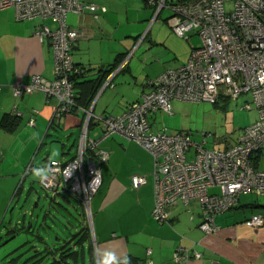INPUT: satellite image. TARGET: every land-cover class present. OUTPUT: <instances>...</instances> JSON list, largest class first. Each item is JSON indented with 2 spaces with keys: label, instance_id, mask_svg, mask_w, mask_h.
<instances>
[{
  "label": "crops",
  "instance_id": "0c3cea01",
  "mask_svg": "<svg viewBox=\"0 0 264 264\" xmlns=\"http://www.w3.org/2000/svg\"><path fill=\"white\" fill-rule=\"evenodd\" d=\"M91 1L106 7L98 22L89 12L70 13L66 18L70 27L82 31L72 49L73 62L80 69L74 78L76 102L80 107L92 106L97 117L118 116L148 91L149 81L168 68L184 64L196 47L183 50L171 43L175 37L167 17L161 18V11L154 18V8L144 0ZM42 25L55 27L50 19L18 21L13 7L0 8V264H95L94 249H114L118 255H127L131 264H176L175 249L193 243L202 258L181 264H264V225L247 224L254 215L264 217V196L240 194L235 208L215 218L217 233L205 234L199 229L202 214L196 198L186 205L178 202L169 210L168 221L158 223L152 216L154 158L119 134L98 144L99 150L108 153V159L101 166V184L91 199V224L86 226L77 199L69 194L55 198L49 195L52 203L63 205L67 213L80 211L81 228L57 247L46 243L47 226V236L43 237L42 231H35L39 220L36 211L25 208L29 194H25L28 190L24 182L28 179L29 184L38 185L28 169L46 165L54 149L59 151L60 161L74 157L84 117L81 111H75L52 121L55 102L48 101L42 92L12 96V85L28 84L33 75L53 78L50 43L48 39L40 42L35 35ZM193 35L189 33L186 40ZM157 49L167 52L168 57L157 56ZM151 54L152 59H147ZM95 80L100 85L92 91L90 83ZM107 80L109 84L104 86ZM32 115L34 124L29 125ZM91 125L88 136L100 139L99 125L94 121ZM46 137L55 141L44 148ZM42 152L46 153L41 161L31 164ZM257 155L258 165H264V149L254 157ZM135 174L146 178L137 189L130 181ZM208 192L217 193L219 188L210 187ZM12 204L15 211L2 225ZM43 252L47 258L38 259Z\"/></svg>",
  "mask_w": 264,
  "mask_h": 264
},
{
  "label": "built area",
  "instance_id": "2783aa9c",
  "mask_svg": "<svg viewBox=\"0 0 264 264\" xmlns=\"http://www.w3.org/2000/svg\"><path fill=\"white\" fill-rule=\"evenodd\" d=\"M144 1L154 8V18L167 9L173 33L184 39L193 33L200 38V46L191 50L184 64L168 68L149 81L148 91L122 114L97 117L92 106L84 108L76 103L73 78L80 70L73 62L72 49L82 31L70 27L66 18L70 13L89 12L98 22L106 7L91 0H0L1 9H15L18 21L50 19L55 25L35 30L40 42L48 39L52 48L53 78L33 75L28 84L12 85V96L42 92L48 101L55 102L52 121L75 111H81L84 117L74 157L65 162L57 160L58 171L49 181L37 182L53 198L69 194L77 199L91 224V199L101 184V166L108 159V153L99 150L98 144L119 134L154 158L153 218L158 223L167 222L173 206L178 202L186 205L196 198L202 214L199 229L205 234L217 233L215 218L235 208L240 194L264 196V169L253 164L254 154L264 149V0ZM108 84L107 80L104 86ZM245 94H250L257 118L242 129L232 146L223 150L207 149L186 133L155 130L147 120L156 113L171 115L172 102L176 100L216 103L221 96L236 100ZM249 105L245 101L243 109ZM92 121L101 129L100 139L88 136ZM28 124H34L33 115ZM191 151L193 158L189 160ZM130 181L131 187L137 189L146 183V178L135 174ZM210 187H218L219 192L209 193ZM247 224L260 227L264 217L254 215ZM194 246L195 243L176 248L173 261L181 264L201 259L202 254Z\"/></svg>",
  "mask_w": 264,
  "mask_h": 264
},
{
  "label": "rangeland",
  "instance_id": "374dc122",
  "mask_svg": "<svg viewBox=\"0 0 264 264\" xmlns=\"http://www.w3.org/2000/svg\"><path fill=\"white\" fill-rule=\"evenodd\" d=\"M162 11L161 18L170 15L167 9ZM160 13L158 15H160ZM149 23H151V21ZM173 36L175 39L171 40V43L173 41L178 49L189 50L191 46L198 47L201 43L200 38L197 35H193L189 41L178 37L175 33ZM157 51H153V53L157 52V56L164 55L166 58L168 57L167 52H164L163 50L161 52L160 49H157ZM146 57L147 56H145V58ZM147 59H152V54ZM245 101H248L250 105L249 108L243 109ZM256 118L257 111L252 102V98L250 94H245L236 100L221 96L216 103L176 100L172 103L171 115L158 113L149 116L147 120L148 123L153 125L155 130L166 128L167 132L171 134L178 132L186 133L190 135V138L194 143H204L207 149L223 150L226 147L232 146L239 137L242 129L254 122ZM50 135L51 133L49 136ZM52 141H55V139L46 137L43 141L44 148L53 145ZM46 152L39 153L35 161L34 159L31 161V164L35 165L41 161L42 154ZM54 152H56L55 149L50 156H52ZM192 158L193 152L191 155L189 152L188 159L192 160ZM55 159L58 160L60 158L57 157ZM258 168L264 169V165L261 166L259 163ZM26 180L24 186H27L28 191L25 194H29V197L25 208L31 207L33 211H36V215L39 216V220H37L38 225L35 227V231H42L40 234L45 237L47 235L45 234L44 226H47L46 231L49 234L47 236L49 239L46 243L50 245V247H57L64 243V241L67 242L71 238V235L74 234V230L81 228L80 211H72V214L67 213V211L63 209L65 208L63 205L53 204L50 196L45 197V193L40 189L37 183L31 185L28 183V179ZM16 199L17 197L15 198V202ZM22 199L23 200L20 203L21 206L24 204V198ZM58 200L59 199H56L55 201ZM13 204L9 208L5 220H2V225H5L8 218L11 216V211H15ZM27 220H29V218ZM40 224H42V230H39L41 227ZM87 225L90 224H88L86 220V226ZM41 258H47V253L43 252L42 255H38V259Z\"/></svg>",
  "mask_w": 264,
  "mask_h": 264
},
{
  "label": "clouds",
  "instance_id": "9594fccd",
  "mask_svg": "<svg viewBox=\"0 0 264 264\" xmlns=\"http://www.w3.org/2000/svg\"><path fill=\"white\" fill-rule=\"evenodd\" d=\"M59 154V151L54 152L48 164L30 167L28 172L41 184L49 181L50 177L58 171V161L54 157ZM94 256L96 257L95 264H131L127 255H118L114 249H94Z\"/></svg>",
  "mask_w": 264,
  "mask_h": 264
},
{
  "label": "trees",
  "instance_id": "16d2710c",
  "mask_svg": "<svg viewBox=\"0 0 264 264\" xmlns=\"http://www.w3.org/2000/svg\"><path fill=\"white\" fill-rule=\"evenodd\" d=\"M151 7V6H150ZM114 68H112V70H113ZM80 70V69H79ZM75 78V77H74ZM74 78H73V82H74ZM92 83H90V87H91V89H92V91L94 90V89H98L99 88V81H91ZM74 90H75V88H74ZM76 98V97H75ZM77 101V100H76ZM77 103V102H76ZM257 152H261V150H259V151H257ZM256 152V153H257ZM255 153V154H256ZM255 154H254V156H255ZM260 159H259V157H258V155L256 156V157H253V164H254V166H257L258 165V161H259Z\"/></svg>",
  "mask_w": 264,
  "mask_h": 264
},
{
  "label": "water",
  "instance_id": "95a60500",
  "mask_svg": "<svg viewBox=\"0 0 264 264\" xmlns=\"http://www.w3.org/2000/svg\"><path fill=\"white\" fill-rule=\"evenodd\" d=\"M45 197H48V195H45Z\"/></svg>",
  "mask_w": 264,
  "mask_h": 264
}]
</instances>
